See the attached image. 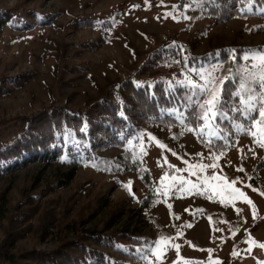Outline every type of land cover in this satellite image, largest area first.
Segmentation results:
<instances>
[{"label": "rangeland", "instance_id": "1", "mask_svg": "<svg viewBox=\"0 0 264 264\" xmlns=\"http://www.w3.org/2000/svg\"><path fill=\"white\" fill-rule=\"evenodd\" d=\"M172 1L0 0V8L22 17L32 11L58 13L47 25L30 30L6 26L0 35V137L17 117L53 106L83 109L109 92L134 62L133 47L146 50L183 39L195 44L197 52L232 44L264 49V30H255L261 20H196L168 12ZM88 15L113 22L100 45L96 28L77 25V19ZM183 143L190 154L212 159L193 135ZM160 145L154 137L146 153L155 189L163 196L141 209L146 191L132 173L117 183L113 174L81 167L67 186L52 189L68 165L39 162L0 177V199L5 194L10 215L22 211L18 234L11 231L14 219L3 218L0 241L12 232L16 252L54 248L72 239V226L99 208L84 227L103 230L118 212L115 226L139 227L154 239L150 264H264V172L254 173L262 158L259 147L243 137L236 151L213 161L212 178V168L200 171ZM232 180L252 205L238 194L228 195L225 184Z\"/></svg>", "mask_w": 264, "mask_h": 264}, {"label": "trees", "instance_id": "2", "mask_svg": "<svg viewBox=\"0 0 264 264\" xmlns=\"http://www.w3.org/2000/svg\"><path fill=\"white\" fill-rule=\"evenodd\" d=\"M171 10L173 14L186 13L190 18L217 24L231 19L256 18L263 23L255 30H264V0H174L168 12ZM56 15L58 13L39 15L32 11L22 17L15 11L0 8V35L6 26L30 30L35 25L49 24ZM77 22L78 26L98 30L101 36L97 40L99 45L106 41L113 26L112 20L102 15H88L77 19ZM195 48V44L183 39L156 43L146 50L133 47L134 62L129 66L127 75L85 108L45 107L29 116L15 118L0 137V177L39 162L68 165L57 183L51 185L52 189L67 186L81 167H94L113 174L117 183L120 176L132 173L146 191L139 205L141 209L152 206L163 196L155 189V176L148 166L146 153V146L154 137L183 161L205 167L213 164V159L186 151L183 140L189 134L209 154L211 151V156L216 157L236 151L243 137L253 142L252 137L233 132L230 122L223 121L222 127L231 133L230 141L221 142L212 138L217 147L210 150L206 136H198L196 131L189 130L190 127L196 128L195 121L190 120L185 126L177 119L175 113L184 112L176 103L184 95V89L176 86V82L187 78L200 83L201 73L205 79L211 76L217 82L224 80L230 70L235 73L237 66H244L239 59L243 50L261 49L262 46L222 45L203 52H197ZM232 49H236L235 61L229 58ZM238 83L237 75L235 81L225 80L221 87L228 92L234 90V84ZM170 87H173L175 95L169 92ZM228 98L225 95V99ZM232 99L238 100V97ZM235 115L239 119L238 114ZM225 143L228 144L226 148ZM253 144L262 153V158L254 167L257 174L264 172V148ZM108 151L116 153L106 155ZM98 210L95 209L80 225L72 226L75 234L72 239H64L50 249L31 248L16 252L13 248L17 238L12 232L18 234L17 231L21 230L18 228L21 227L18 216L22 211L10 215L3 194L0 199V224L4 217L14 219L17 224L0 241V264H150L154 239L139 227L115 226L119 221L118 212L112 214L103 230L84 227Z\"/></svg>", "mask_w": 264, "mask_h": 264}, {"label": "snow or ice", "instance_id": "3", "mask_svg": "<svg viewBox=\"0 0 264 264\" xmlns=\"http://www.w3.org/2000/svg\"><path fill=\"white\" fill-rule=\"evenodd\" d=\"M229 58L233 61L236 60V49L231 50ZM239 59L245 62L244 66H237L235 73L230 70L229 76H226L224 80L217 82L211 76L205 79L204 74L201 73L202 82L200 83L187 78L176 82V86L184 89V95L180 96L179 101L176 102L184 112H177L175 115L185 126L188 121H195L196 128L190 127L189 130L196 131L198 136H206V144L210 150L217 147L212 138L221 142L230 141L231 133L222 127L223 121L230 122L233 132L246 133L252 137L253 143L264 148V49H245L240 53ZM237 75L239 83L234 84V90L226 92L222 89L221 85L225 80L235 81ZM173 87H170L169 92L175 95ZM225 95L229 98L225 99ZM232 97H238V100H233ZM184 113H190V115L186 116ZM235 114H238L239 119ZM227 146L228 144L225 143L224 147ZM160 147L164 146L161 144ZM173 154L175 155V153ZM212 159L215 161L217 157L212 156ZM204 167L201 165L200 171H203ZM208 167L213 169L211 175L212 178H215V164L208 165ZM180 179L182 186L183 178ZM235 182L232 180L225 184L228 195L237 196L238 194L249 205H252V201L244 192L232 187ZM247 186L252 187L250 184ZM195 187L196 184L193 183L191 188ZM261 246L264 247V245ZM137 251L141 250L137 249Z\"/></svg>", "mask_w": 264, "mask_h": 264}]
</instances>
